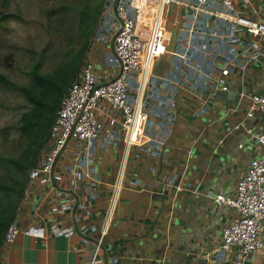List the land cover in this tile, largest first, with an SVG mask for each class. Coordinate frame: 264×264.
<instances>
[{"label": "crops", "instance_id": "0c3cea01", "mask_svg": "<svg viewBox=\"0 0 264 264\" xmlns=\"http://www.w3.org/2000/svg\"><path fill=\"white\" fill-rule=\"evenodd\" d=\"M253 1L239 0L237 4L252 18L263 8L262 16L256 18L264 21V0H257V7ZM180 35V29L174 26L168 52L162 54L152 68V74L159 82L150 87L149 91L154 94L146 99V132L166 137L161 151L155 154L144 146L132 145L138 151L129 158L132 146L127 149L122 139L106 136V131L114 133L117 126L107 122L115 112L102 105L98 116L104 123V133L87 145V149L86 142L72 139L67 143L55 163V170L64 177L59 186L36 180L24 189L11 220L18 228V234L13 241H1L0 264H87L99 231L82 233L76 230L68 236L53 235L49 226L51 223L72 224L77 228L98 229L110 208V221L98 258L100 264H113L114 257L116 264H226L207 253L219 243L223 228L238 215L233 208L216 204L211 195H234L236 184L245 174L249 162L256 157L264 159L262 145L252 136L264 135V125L247 126L257 108L247 116L251 103L245 106L243 99L247 97L240 96L241 91L264 94V54L248 61L242 69L234 63L225 64V56L218 55L212 71L214 82L209 83L201 95L193 94L183 85L176 87L171 95L165 94L160 82L162 77L192 75L185 65L180 68L173 65L170 50L187 42L186 39L179 41ZM238 35L245 41L264 45V39L258 36L244 32ZM202 39L206 42L204 46L209 48L211 38L202 36ZM93 40L104 45L100 56L103 72L94 71L95 75L100 80L112 77L116 68L108 63L107 54L112 50L113 39L102 41L92 37L90 42ZM225 43V39L220 41V52ZM84 59L91 65L87 51ZM222 66L229 68L227 75L220 73ZM187 96L201 100L203 104L196 111H188L183 104L188 100ZM211 101L218 103L220 108L225 104L228 107L225 114H214L207 122L209 117L206 118L205 113L214 109ZM190 103L193 107L196 105L192 100ZM173 112L172 118L169 113ZM227 118L235 119L228 133L219 137L209 135L208 141H201L207 128H217L220 121ZM179 122L183 126L181 135L175 133ZM236 125L240 127L235 128ZM242 127L246 140L241 138L244 133H239ZM112 144L122 145L119 163L113 159L117 154ZM99 150L103 153L97 171L91 161ZM192 157L195 158L193 164L190 163ZM122 163L121 187L113 199V184L120 175ZM172 177L181 180L186 190L177 192L173 186H167L165 181ZM68 193L77 196L78 203L63 211ZM40 227L41 237L24 233L26 229ZM260 236L264 242V230ZM259 257H264V250L247 255L245 262L254 264L255 260V264H259Z\"/></svg>", "mask_w": 264, "mask_h": 264}, {"label": "built area", "instance_id": "2783aa9c", "mask_svg": "<svg viewBox=\"0 0 264 264\" xmlns=\"http://www.w3.org/2000/svg\"><path fill=\"white\" fill-rule=\"evenodd\" d=\"M238 1L117 0L115 6L114 0H104L92 37L102 41L113 39L107 61L116 68V72L112 77L100 80L92 66L82 59L60 98L47 140L28 171L25 190L36 180L53 187L59 186L64 177L55 170L57 158L70 140L86 142L87 149V145L104 133V123L98 116L102 105L115 112L107 119L110 126H117L114 133L106 131L109 139H122L127 149L138 145L158 154L166 137H156L146 132V99L154 94L149 91L150 87L159 82L152 74V68L154 62L168 52L174 26L181 31L179 41L186 39L187 42L170 50L174 57L173 65L176 68L185 65L192 75L177 77L172 74L162 77L160 82L163 83L165 94L171 95L176 87L183 85L193 94L201 95L208 84L214 82L212 71L218 55L225 56V64L234 63L242 69L248 61L264 54V45L245 41L238 35L244 32L264 39V21L246 14L238 6ZM202 36L211 38L209 48L204 46L206 42ZM222 39L226 43L220 52L219 43ZM219 71L227 75L229 68L222 66ZM240 96L251 101L247 116L252 114L254 108L264 111V94L241 91ZM173 114L169 113V116ZM252 136L259 145L264 146V135ZM123 168L122 163L120 175L113 184V199L121 187ZM165 184L173 186L177 192L186 190V185L174 177L166 180ZM66 195L63 211L78 203L77 196ZM211 197L216 204L233 208L238 216L223 228L219 243L207 255H215L226 264H246L247 255L264 250L260 236L264 230V159L256 157L249 162L245 174L236 184L234 195L215 193ZM110 215L111 208L98 229L51 223L49 230L53 235L65 236L76 230L82 233L99 231L87 264H100L101 242L107 232ZM24 233L43 236L41 227L26 229ZM17 234L18 228L10 223L3 242L13 241ZM116 262L114 257L112 263Z\"/></svg>", "mask_w": 264, "mask_h": 264}, {"label": "rangeland", "instance_id": "374dc122", "mask_svg": "<svg viewBox=\"0 0 264 264\" xmlns=\"http://www.w3.org/2000/svg\"><path fill=\"white\" fill-rule=\"evenodd\" d=\"M103 3L104 0H0V16L4 15L0 20V74L7 80V82L0 80V208L10 199L9 188L13 186L18 191L25 189V179L31 166L26 173H21L15 163L23 162L25 159L31 160L33 157L29 140L21 135L19 129L20 117L29 109L20 87L32 86L31 74L35 65L38 66L39 73L50 74L70 62L87 36L90 35L89 40L92 38ZM257 3V0L253 1L254 7H257ZM262 13L263 8L258 9L254 19L262 16ZM84 15H88V19L94 18L89 30L91 34L90 32L86 34V30L82 31L84 27L82 28L81 22ZM103 48V43L99 41L93 40L88 43L87 59L95 72H103L100 63ZM187 97L188 100L183 104L188 111H196V108L203 104L201 100ZM190 100L196 103L194 107ZM243 101L245 106L251 103L247 98ZM211 106L214 109H209L205 113L206 118L209 117L207 122L214 114H225L228 107L225 104L220 108L215 101H211ZM263 120L264 114L256 109L251 124L248 123L247 126L252 128L259 124L263 126ZM234 122V118L232 120L227 118L220 121L217 128L213 126L207 128L201 141H208L209 135L219 137L228 133ZM182 128L179 122L175 127V133L181 135ZM239 133H244L242 140L247 139L243 127ZM121 146V144L111 145L117 154L116 157L113 155L116 163H119ZM261 148L264 149V146ZM136 151L138 149L132 146L129 158L133 157ZM102 153V150H99L97 157L91 161L97 171L100 169ZM194 161L195 158L192 157L190 163L193 164ZM9 202L10 216L12 215L13 219L17 207L14 193H11ZM257 260L259 264L264 263V257H259ZM256 262L253 260L254 264Z\"/></svg>", "mask_w": 264, "mask_h": 264}, {"label": "trees", "instance_id": "16d2710c", "mask_svg": "<svg viewBox=\"0 0 264 264\" xmlns=\"http://www.w3.org/2000/svg\"><path fill=\"white\" fill-rule=\"evenodd\" d=\"M3 16L4 15L0 16V20ZM82 19V28L84 27L82 31L86 30L87 34L90 32V26L92 25L94 18L88 19V15H84ZM86 19L88 20L85 22ZM89 36L90 35L87 36V39H85L77 54L67 63V65L60 66L50 74L39 73L38 66L35 65L31 74L32 86L30 88L20 87V90L29 104V109L22 113L19 129L21 135L28 138L33 153L31 160L25 159L23 162L15 163L17 169L21 173H26L28 167L32 166L36 160L33 159L36 154L38 156L42 146L47 140L49 127L56 110L58 109L60 98L84 58L85 51L90 41ZM0 80L7 82L6 78L1 74ZM9 192L10 199L5 206L0 208V244L12 220L9 205L11 193H14V200L18 202L22 196L23 189L18 191L12 186L9 188Z\"/></svg>", "mask_w": 264, "mask_h": 264}, {"label": "water", "instance_id": "95a60500", "mask_svg": "<svg viewBox=\"0 0 264 264\" xmlns=\"http://www.w3.org/2000/svg\"><path fill=\"white\" fill-rule=\"evenodd\" d=\"M116 2H117V0H116ZM116 2H115V6H116Z\"/></svg>", "mask_w": 264, "mask_h": 264}]
</instances>
